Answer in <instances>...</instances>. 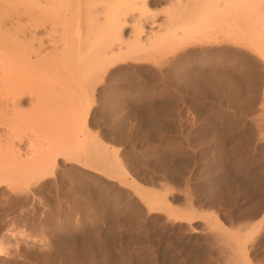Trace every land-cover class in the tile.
Returning <instances> with one entry per match:
<instances>
[{"label": "rangeland", "instance_id": "1", "mask_svg": "<svg viewBox=\"0 0 264 264\" xmlns=\"http://www.w3.org/2000/svg\"><path fill=\"white\" fill-rule=\"evenodd\" d=\"M22 1L14 28L45 22L37 1ZM166 6H150L158 22ZM225 27L114 64L98 82L9 70L0 264H264V58ZM20 91L15 108L7 97ZM91 141L117 150L121 169L83 163Z\"/></svg>", "mask_w": 264, "mask_h": 264}, {"label": "bare ground", "instance_id": "2", "mask_svg": "<svg viewBox=\"0 0 264 264\" xmlns=\"http://www.w3.org/2000/svg\"><path fill=\"white\" fill-rule=\"evenodd\" d=\"M20 1L22 0H0V49H2L0 54L1 83L4 82L6 77L10 74L9 70L13 71L12 67L14 68L15 66L16 70L22 66L29 67V69L33 68L34 72L37 71L35 70L36 68L44 69L46 67V69L52 68V70L53 68H62L66 71L67 78L69 77V79L71 77L77 80V78L80 77L78 81L82 79L83 82L84 79L86 80L92 77L98 82L100 78L103 77V73L112 65L128 59L131 61H133L132 59H143V55L149 53V51H163L164 49H176L177 51L186 44L187 41L189 43L191 38H195L210 25H216L220 28L218 30L223 29L222 31H224L226 29L225 26H227V28L229 27V31L230 29L233 30L236 35H244L243 39L246 42L243 44L244 47L248 46V48H251L252 52L254 51L262 59L264 58V0H34V3L37 1L36 5L38 9H40L39 11L42 17L45 15V17H43L45 18V22L43 19H40L39 21L42 22H40L41 24H30L31 26L28 27V30L27 28H25L26 30L24 28V30H19L17 27L14 28L13 25L15 26V24L12 23V19L9 18L8 15L10 7L12 8L15 6L13 8H16ZM29 1L32 0H28L26 3ZM22 2L24 5L25 0ZM162 2L168 3V7L166 6V8L164 7L165 9L163 8L164 10H162L163 14H165L164 20L158 22V18L156 19V17L160 15V12H158V14H155V12L152 13L150 6L160 5ZM30 6H32V3ZM35 7L33 6V8ZM20 8H22V6ZM12 11L10 12L12 13ZM47 15L48 18H50V20L47 18V20L50 21L49 25L51 22H55L54 18L59 19L60 23L54 24L53 22L50 26L45 25L48 22L46 20ZM38 16H40V14ZM240 19L242 21H240ZM33 22L34 21H32V23ZM58 25H60V27ZM129 26L132 28L130 29L131 32L129 30L131 34L129 35L128 33L126 35L129 36H125L124 31L129 29ZM155 26L157 27L156 30L154 28ZM218 32L220 33V31ZM96 81H94V83ZM22 92L24 91L15 94L12 92L14 94L12 95L13 97H7L10 101H15L16 104L13 103L15 108L16 105L18 107L17 103L20 105L21 101L19 100L23 98ZM24 94L25 93H23V95ZM81 97L80 95V98ZM84 98L88 99L87 95ZM31 99L34 100V97ZM83 101L81 99V102ZM86 114L87 113L83 115V119H87L85 118V116H87ZM93 140L97 139L93 138ZM91 142L94 143V141ZM66 147L69 148L68 146ZM85 147H87V145ZM89 148L85 151L86 156L83 158L84 160H82L83 163L87 162L92 168L97 169L100 166L106 168L107 166L109 167V165H114L110 167L113 170V168L115 169L120 166V161H116L118 158V156H116L117 150H111V148L106 147L98 141L95 142L94 145L91 144V148ZM56 151V153H58L59 150ZM19 152L20 151H18V153ZM3 153L5 154L6 152ZM6 158H4V160ZM46 158L48 159L47 156ZM53 159L54 156L52 161L49 160V162H53L55 160ZM72 159H74L73 156ZM21 160H23L22 156ZM46 161L47 160H45V162ZM35 163H37V165L38 163L43 164V161L42 163L40 161H35ZM116 164L119 166L115 167L117 166ZM23 165L25 164L23 163ZM37 165L35 167L38 170L39 165ZM45 165L47 169L48 165L46 163ZM7 166L10 167V165ZM7 166L5 168H7ZM21 167L20 169L23 170ZM0 169H2L0 170V175H2L1 172L5 171L3 170V165ZM118 169H121V166ZM39 173L42 174V171H39ZM46 175L48 174L46 173ZM5 176H7V174ZM1 178L2 177H0V181ZM2 182L4 183L5 181ZM139 194L149 206L153 204V200L149 195L144 192H139ZM6 237H9V231L6 230V232H2L0 228V245H2L0 247V255L4 252L6 253V250H8L5 248L6 244H2L7 240Z\"/></svg>", "mask_w": 264, "mask_h": 264}]
</instances>
